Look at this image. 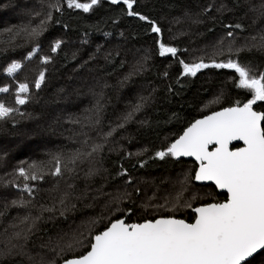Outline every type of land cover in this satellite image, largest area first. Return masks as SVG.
Here are the masks:
<instances>
[{"label":"trees","instance_id":"1","mask_svg":"<svg viewBox=\"0 0 264 264\" xmlns=\"http://www.w3.org/2000/svg\"><path fill=\"white\" fill-rule=\"evenodd\" d=\"M248 1L136 0L135 10L148 15L161 27L162 34L157 37L147 22L119 15L122 5H112L109 0H100L89 13L69 9L63 0H59L63 11L53 10L54 19L48 21L46 30L34 39L24 33L17 35L15 29L29 20L33 21L31 26L39 23L40 17L36 18L35 13L40 11L41 0H0V36L8 25H14L12 33L16 40L6 48H0V77L9 78L13 93L19 83H28L30 87L29 99L21 105L19 112L0 121V172L8 169L5 173L7 178L18 181L13 177L10 165L21 163L25 156L34 161L45 158L47 152L41 146L49 139L55 151L65 148V140L70 137L84 140L85 133L89 137V147L83 146L82 151H90L92 143L104 145L102 152L94 153L89 161L82 162L73 183L70 179L64 183L68 191L66 196L62 194L65 205L57 206L54 213L42 220V238H50L53 245L59 237L68 239L73 233L81 231L88 237L87 229L91 228V234H95L114 218H125L126 223H133L159 215H174L191 222L194 218L192 207L213 202L214 199H225L226 195L219 194L212 185L196 184L192 179L190 186L186 185L188 191L207 190L210 196L197 198L185 213H151L149 205L155 204L157 199L162 202L166 196L174 200L179 198V194L178 197L172 196L174 187L165 193L159 192L155 186L160 179L169 177L168 181L175 182V174L180 171H190L193 176L196 165L190 160L172 157L155 159L153 154L171 143L196 118L230 106L244 95L243 90L236 89L232 84V79L236 77L234 70L209 67L199 70L195 76H180L179 59L192 63L203 57L205 63H211L209 56L215 46L222 53L214 57L216 62L231 58L248 65L256 75L264 71V50L254 46L255 43H246L252 37L259 38L264 34V19L260 22L258 13L249 11ZM208 4L216 7L223 4L225 8L222 13L217 12L216 7L209 13H202ZM16 11L25 13L26 19L18 17L20 22L18 19L3 22L4 16L9 15L7 12ZM29 14L34 15V19H30ZM198 14L200 22L193 23ZM221 21L225 24L239 22L242 27L225 29ZM227 31H233L234 38H228ZM221 37H224L222 43ZM157 38L166 45L176 47L177 57L171 54L161 57L155 44ZM57 39L62 41L61 47L57 53H52L51 44ZM229 40H237L235 48L242 47L243 50L239 54L234 50L229 53L225 49ZM36 45H39L38 52L31 59H24ZM43 55L51 57L47 65L40 62ZM12 61L19 62L21 68L9 76L5 69ZM41 69L45 70V79L40 89H36L35 78ZM165 71L168 72L167 77L164 76ZM168 87L172 91L169 92ZM135 88L140 89L137 94ZM150 93L153 102L137 113L124 128H116L122 115L139 97ZM214 98H218V103L204 110L205 104ZM98 103L100 124L94 128H82L84 118L96 113ZM254 108L264 110V102L258 101ZM76 120H80L81 124L74 123ZM16 122L19 124L13 126ZM110 128L115 129L113 135L102 140L101 135ZM9 143L17 146L15 151L10 150ZM8 147L11 157L7 158L3 150ZM94 160L103 171L91 173L87 170L86 165ZM45 169L42 179L32 181L40 187L37 196H44V184H55V181H50L52 177ZM121 172L126 174L117 175ZM158 185L164 184L159 182ZM152 187L155 189L150 190ZM2 190L0 188V192ZM144 194L147 195L145 201ZM186 196L184 190L183 200L187 199ZM48 204L49 208H53L55 203ZM65 206L68 210L61 215L60 210ZM129 208L131 212H128ZM156 208L163 210L164 206ZM71 223L76 224L77 232L69 235L71 229L68 226ZM60 229V235L52 238L51 235ZM83 251L84 246L71 252L65 251L57 257L56 264ZM0 264L29 262L26 258L13 256L1 260Z\"/></svg>","mask_w":264,"mask_h":264},{"label":"snow or ice","instance_id":"2","mask_svg":"<svg viewBox=\"0 0 264 264\" xmlns=\"http://www.w3.org/2000/svg\"><path fill=\"white\" fill-rule=\"evenodd\" d=\"M63 2L69 9H79L89 13L100 3V0H89L85 3L79 0H63ZM135 2L136 0H109L112 5H122L119 15L135 17L139 21L147 22L151 32L159 37L162 34L161 27L148 15L136 11ZM214 7H216L214 4H208L202 9V13H209ZM224 8L225 6L221 4L216 7V11L222 13ZM53 10L63 11L59 0L49 3L41 0L40 11L36 12L35 16L39 18L42 15L43 19H39V23L35 26H31L33 21L29 20L27 24L15 29L16 34L24 33L28 37L38 38L46 30L47 22L54 19ZM249 10L264 18V0H260L259 6L251 4ZM198 16L199 14L193 19V23L200 22ZM221 24L225 29L242 27L239 22L225 24L221 21ZM7 31L12 32L13 29ZM226 36L234 38V32L227 31ZM223 40L224 37H221V43ZM252 40L256 42L254 46L264 50V34L259 38L252 37ZM61 44V40H55L51 44V52L57 53ZM155 44L161 57L167 54L177 57L176 47L166 45L159 38L155 40ZM233 49V41L229 40V53H232ZM38 50L39 45L34 46L24 59H31ZM242 50V47L234 49L236 54ZM216 55L222 53L214 46L213 54L209 56L211 63H205L203 57L192 63L179 59L182 69L180 76H195L199 70L209 67L231 69L236 74L232 84L236 89L243 90V97L232 102L230 106L221 107L218 111H211V114L190 122L183 129L182 134L166 147L162 146L161 149L156 150L153 155L155 159L160 160L166 157H193L197 165L194 168V179L212 182L217 189L226 191V198L214 199L213 202L192 207L194 218L191 222L178 219L174 215H159L133 223L114 218L102 231L97 230L95 234H91V228L87 229L88 237L84 236L83 231L73 233L68 239L61 236L50 249L57 256L65 251H74L79 246H84V251L71 258H63L60 264H264V110L257 111L254 108L258 101L264 102V71L256 75L248 65L231 58L216 62L214 59ZM50 61V56H40L41 64L47 65ZM20 68L19 62L12 61L5 72L11 76ZM164 76H168L167 71ZM44 79L45 70L41 69L35 78L36 89H40ZM167 90L172 91L171 87ZM8 91L7 86L0 88V92ZM29 91L28 83H19L15 92V105H24L29 99ZM217 101L218 98H214L208 103ZM152 102L151 93L139 97L130 110L122 115L121 122L116 128H124L126 123L133 121L136 114L141 113ZM99 107L98 103L96 113L86 116L84 124H81L80 120L74 123L81 124L82 128H94L99 125ZM18 112V107L0 101V121H5ZM141 123L146 122L141 121ZM114 131L115 129L110 128L101 135V139L107 140ZM84 135L81 144L88 148L89 137L87 133ZM232 141H242L243 147L230 148ZM103 147L102 143H92L90 151H82L78 148L67 158L63 153L49 154L46 162L33 161L27 168L23 167L25 162L21 161V166L15 171L19 177H22L24 190L31 197L33 192L27 182L42 179L45 167L49 168L50 175L60 176L63 169L72 170L68 167L70 164L74 165L82 157H91L94 153L102 152ZM125 174L117 173V175ZM9 183L13 187L17 186L15 180ZM13 203L15 204L16 201ZM59 203L65 205L63 199ZM21 205L23 206V201ZM41 207L43 211L54 210ZM67 210L66 206L63 207L60 214L64 215ZM131 211L132 209L129 208L128 212ZM24 219L28 217L25 216ZM92 223L94 224L95 221ZM15 235L19 237V233ZM15 247L16 245L13 244L12 248ZM46 264H56V261L50 260Z\"/></svg>","mask_w":264,"mask_h":264},{"label":"rangeland","instance_id":"3","mask_svg":"<svg viewBox=\"0 0 264 264\" xmlns=\"http://www.w3.org/2000/svg\"><path fill=\"white\" fill-rule=\"evenodd\" d=\"M45 3L49 2H55V0H44ZM260 0H249L248 6L251 4H255L259 6ZM250 11V10H249ZM253 12V11H251ZM9 15L4 16L3 22H8L10 19H15V21L18 19L20 22L21 18L24 19L26 14L23 12H7ZM14 14V15H13ZM30 19H34V15L29 14ZM43 16L41 15L40 19H42ZM264 18H260V22L263 21ZM11 22V21H10ZM9 22V23H10ZM259 22V23H260ZM264 25V24H263ZM7 26V24L5 25ZM14 25H8L4 31L1 33L3 36H0V48L7 47L10 43L15 42L14 33L7 31V29H13ZM264 29V27H262ZM27 37V36H26ZM234 44V48L237 45V40H232ZM246 43L254 44L255 41H248ZM225 49L228 50V44L225 45ZM234 50V49H233ZM12 63V62H11ZM10 63V64H11ZM10 82V84H9ZM7 86L9 88L8 92H0V101L4 102L6 105H10L13 107H18V109L21 107V105L17 106L15 105V92L13 93L11 90V81H9V78H3L0 77V88H3ZM140 91L139 88H135L134 92L137 94ZM219 101V100H218ZM211 103L208 102L205 104L204 110L209 109L216 105L218 103ZM19 123L16 122L13 126H17ZM47 139V137H46ZM83 141V139L81 140ZM81 141H78L75 137H70L69 139L65 140V148H61L58 151L52 150L51 146V139L46 141V144L43 147L42 150H45L47 152V155L45 158L41 159L40 161H47L49 159V154H56V153H63L65 158L67 156L71 155L76 149H81L83 145L81 144ZM10 150L13 152L16 150L17 146L14 144L9 143ZM9 147L5 150H3L4 157L10 156ZM90 157H82L76 161L74 165H69L68 167L71 168V171H68L66 169H63L62 165V175L60 176H52L51 175V182L55 181L54 186H50L47 184H44L43 193L45 192L44 196L42 195H36L40 189L39 186L34 185L32 181H28V185L31 188L33 195L30 197L28 195V192L24 190V182L22 180V177L18 176V173L15 171L17 168L21 166V163L15 164L13 163L10 165V168L14 174L13 177H16L18 181H16L17 186L13 187L10 181H13L12 179L9 180L6 176V172H8V169L5 172H0V188L3 189L0 192V261L13 257V256H20L23 258L28 259L29 264H43L50 260H56L58 256H56L51 249L52 244L50 243V238H42V234L40 232V227H42V220L45 219L46 216L49 217L51 213H54L56 211V207L61 205L59 201L62 199L63 196H66L68 194L67 189L65 188L64 183L68 182L70 179L71 183H73V179L76 178V176L79 175V166L82 165V162L89 161ZM34 160L29 159V157L25 156L23 167L27 168L29 164H31ZM98 166V167H97ZM87 170L94 172H101L103 171V168L95 163V160L88 165H86ZM47 171L49 172V168L45 167ZM45 169V171H46ZM54 170V169H53ZM46 173L48 174V172ZM76 173V174H75ZM73 175V176H72ZM169 177H163L160 179V183L164 184L162 186H159V182L157 184L156 189L159 192H167L169 189L174 187L172 196L175 195L179 198L174 200L169 196H166L162 202L157 199L155 204H150L149 206L152 208L153 214L159 212L164 213H174L176 212V215L178 212H186L188 207L195 202L197 198H204L205 196H210L207 190H197L194 191H188L186 188V185L190 186L193 176L190 175V171H180L175 174V182L174 181H168ZM47 182V183H50ZM175 183V186H171L169 184ZM209 187V185H207ZM155 187H152L150 190L155 189ZM186 192V200H183V191ZM36 191V193L34 192ZM63 194V196H62ZM225 195V194H224ZM50 200L48 201V199ZM147 198V195H143V201H145ZM183 200V201H182ZM13 201H16L14 204ZM21 201H23V206L21 205ZM48 201V202H47ZM190 201V202H189ZM188 202V203H187ZM54 204L53 208H49L50 205L48 204ZM159 205H163V210H157L156 207ZM48 208V209H54L53 211H43L42 207ZM5 207H8L6 209ZM25 216L28 217V219H24ZM36 217H39V219H36ZM71 229L69 235H71L73 232H77L76 224L71 223L68 226V229ZM62 230L56 231L57 233L52 234V238H56V236L60 235V232ZM68 231V230H67ZM16 233H19V237L15 235ZM16 245L15 248H12V245ZM7 246V247H6ZM9 249L11 251L9 252ZM8 253L5 255L4 253ZM52 257V258H51Z\"/></svg>","mask_w":264,"mask_h":264},{"label":"water","instance_id":"4","mask_svg":"<svg viewBox=\"0 0 264 264\" xmlns=\"http://www.w3.org/2000/svg\"><path fill=\"white\" fill-rule=\"evenodd\" d=\"M218 110H220V109H217V110H214V111H218ZM209 114H211V112H209V113H207V114H205V115H209ZM200 118H202V116L201 117H198V118H196V119H200ZM183 132V131H182ZM182 132H181V134H182ZM233 146H237V147H243V143H242V141H232L231 142V144L229 145V147L230 148H233ZM211 147V146H210ZM236 148V147H235ZM176 160H180V159H183V160H190V161H193L195 164H196V162H195V160H194V158L193 157H184V156H181V157H177V158H175ZM194 176H195V172H194ZM193 181H194V183H196V184H201V185H212L215 189H216V191L219 193V194H225V195H227L226 194V191H224V190H222V189H217L216 187H215V185L212 183V182H210V181H196L194 178H193ZM123 220H125V218H122ZM178 219H181V218H178Z\"/></svg>","mask_w":264,"mask_h":264},{"label":"flooded vegetation","instance_id":"5","mask_svg":"<svg viewBox=\"0 0 264 264\" xmlns=\"http://www.w3.org/2000/svg\"><path fill=\"white\" fill-rule=\"evenodd\" d=\"M235 147H237V146H234L233 148H235ZM193 162V161H192ZM194 163V162H193ZM195 167H197V165H195ZM194 176V175H193ZM225 198H226V196H225Z\"/></svg>","mask_w":264,"mask_h":264}]
</instances>
